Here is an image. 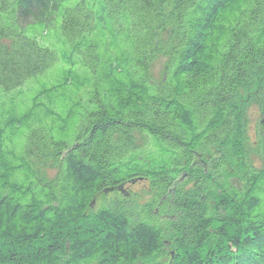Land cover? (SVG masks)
<instances>
[{
	"label": "trees",
	"instance_id": "1",
	"mask_svg": "<svg viewBox=\"0 0 264 264\" xmlns=\"http://www.w3.org/2000/svg\"><path fill=\"white\" fill-rule=\"evenodd\" d=\"M263 74L264 0H0V264H264V134L223 176Z\"/></svg>",
	"mask_w": 264,
	"mask_h": 264
},
{
	"label": "rangeland",
	"instance_id": "2",
	"mask_svg": "<svg viewBox=\"0 0 264 264\" xmlns=\"http://www.w3.org/2000/svg\"><path fill=\"white\" fill-rule=\"evenodd\" d=\"M161 63L153 65L154 74H158ZM239 114L233 117L234 131L229 137L225 147L232 152L230 163L223 167V176L231 186L239 188L241 185V171L246 169L249 162L257 163L259 158L255 153V143L258 135L264 134V74L253 79L250 89H241L237 97ZM219 145L208 144L199 150L198 158L208 160L218 154ZM53 174V170H49ZM183 177V173H180ZM145 181L134 184H125L123 192L113 190L111 192H99L94 199L92 210L111 202H126L134 206L142 205L150 198V194L144 185Z\"/></svg>",
	"mask_w": 264,
	"mask_h": 264
}]
</instances>
